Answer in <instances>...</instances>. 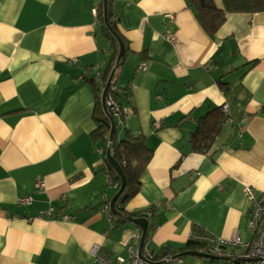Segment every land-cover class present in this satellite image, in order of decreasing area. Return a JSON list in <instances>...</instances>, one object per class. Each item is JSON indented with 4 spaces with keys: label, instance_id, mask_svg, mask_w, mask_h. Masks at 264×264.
Here are the masks:
<instances>
[{
    "label": "crops",
    "instance_id": "1",
    "mask_svg": "<svg viewBox=\"0 0 264 264\" xmlns=\"http://www.w3.org/2000/svg\"><path fill=\"white\" fill-rule=\"evenodd\" d=\"M101 1L0 0V264H95L94 244L127 255L141 229L105 209L117 193L108 140L124 129L151 150L125 210L151 208L154 250L188 251L198 227L247 240L244 187L264 201V12L225 13L210 34L186 0H105L124 48L116 67ZM96 65L131 110L109 117L105 138L92 134ZM214 108L221 129L195 150L191 134Z\"/></svg>",
    "mask_w": 264,
    "mask_h": 264
},
{
    "label": "trees",
    "instance_id": "2",
    "mask_svg": "<svg viewBox=\"0 0 264 264\" xmlns=\"http://www.w3.org/2000/svg\"><path fill=\"white\" fill-rule=\"evenodd\" d=\"M222 7H218L214 0H186L189 7L194 9L198 15L202 27L208 33H214L225 19V13L228 12H264V0H221ZM107 1L102 0L97 12V20L100 32L110 42L112 49V60L115 61L116 67L123 63L124 54L118 58L119 42L121 36L117 29L116 19L111 14V10ZM106 77L107 75L104 74ZM110 84H116L111 77ZM98 87V86H97ZM111 93L117 102V91H107L106 95ZM102 100L100 96V87L96 89V101L94 107V118L97 122V127L92 132L96 138H105V134L109 130V116L103 110ZM105 109V108H104ZM225 118L222 108H214L197 121L196 129L191 134L190 141L195 150L206 151L214 143V137L219 133L221 124ZM109 141V150L112 158L118 164L121 176L115 172L110 164L106 161V172L109 175L111 184L116 186L118 192L122 187L121 192L117 196L113 207H110V202L107 199L106 205L109 206L108 212L111 219L115 223L123 224L127 220L135 218L146 217L149 218V209H136L133 211H126L125 205L139 190L140 177L148 164L151 157V150L146 146L141 134L132 133L128 129H124L123 137L117 139V134L112 135ZM148 213V214H147ZM151 223L147 229L150 230ZM147 230L146 234H148ZM198 245L197 241L188 239L186 245L182 248L188 251L193 250ZM157 252V256L171 252L167 247H161Z\"/></svg>",
    "mask_w": 264,
    "mask_h": 264
},
{
    "label": "built area",
    "instance_id": "3",
    "mask_svg": "<svg viewBox=\"0 0 264 264\" xmlns=\"http://www.w3.org/2000/svg\"><path fill=\"white\" fill-rule=\"evenodd\" d=\"M142 67V66H141ZM95 73V79L100 87V96L104 94L103 106L107 115L114 116L131 114V110L123 109L118 102L115 101L113 95L107 91H117L116 84H110V78L105 77L99 66L92 67ZM109 84L107 86V82ZM107 87V88H106ZM102 100V99H101ZM225 111V107L223 108ZM159 123L155 122L154 127H158ZM241 128L239 133L241 132ZM109 144V143H108ZM109 150V148H108ZM110 151V150H109ZM44 183L38 180L35 184L36 188L41 189ZM244 193L248 200V212L246 217V227L249 231V239L243 240L239 234H235L229 239L214 236L208 233L204 228L198 227L190 232V240L197 241L195 251L206 255L209 264H264V201L256 196L252 187L245 186ZM29 197H23L21 202H28ZM109 206L105 205L108 210ZM148 214V213H147ZM66 217V216H65ZM109 220L111 216H109ZM141 231L133 234L136 241H127L125 247L126 256H112L102 251L101 245L94 244L90 248V253L95 264H182V256L179 253L167 252L157 256V252L150 247L147 234L142 243H140Z\"/></svg>",
    "mask_w": 264,
    "mask_h": 264
},
{
    "label": "water",
    "instance_id": "4",
    "mask_svg": "<svg viewBox=\"0 0 264 264\" xmlns=\"http://www.w3.org/2000/svg\"><path fill=\"white\" fill-rule=\"evenodd\" d=\"M124 54V48H123V43L120 41V52L118 54V58H120L122 55ZM110 80V79H109ZM109 84V81L107 82V86ZM107 88V87H106ZM105 91L106 89L103 91V94H102V103H104V94H105ZM106 160L107 162L110 164V166L112 167V169L117 172L121 178L123 179V176H122V173L120 171V168L118 166V164L115 162V160L112 158L111 154H110V151L107 150V154H106ZM122 187H120L119 191L112 197L111 201H110V207H113V204L117 198V196L119 195V193L121 192L122 190ZM133 222H135L136 224H141V219L139 218H135V219H132ZM144 225L143 226H139L140 229H141V238H140V243H142L145 235H146V232H147V220H144ZM180 256H203V257H207L206 255L204 254H201V253H198V252H195V251H184V252H181L179 253Z\"/></svg>",
    "mask_w": 264,
    "mask_h": 264
},
{
    "label": "rangeland",
    "instance_id": "5",
    "mask_svg": "<svg viewBox=\"0 0 264 264\" xmlns=\"http://www.w3.org/2000/svg\"><path fill=\"white\" fill-rule=\"evenodd\" d=\"M139 219H141V224H136L134 225L135 228H140L139 226H143L144 225V220H146V217H140ZM133 226V227H134ZM199 261H202V262H206L208 261L207 259L203 258V257H196V256H184L183 257V262L182 264H192L194 262H199Z\"/></svg>",
    "mask_w": 264,
    "mask_h": 264
}]
</instances>
